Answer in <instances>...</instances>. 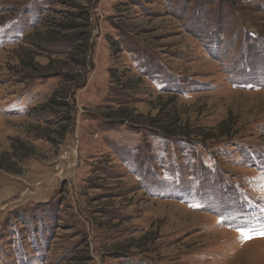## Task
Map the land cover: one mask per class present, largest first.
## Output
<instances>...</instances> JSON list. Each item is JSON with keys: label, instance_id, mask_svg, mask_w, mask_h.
<instances>
[{"label": "rangeland", "instance_id": "374dc122", "mask_svg": "<svg viewBox=\"0 0 264 264\" xmlns=\"http://www.w3.org/2000/svg\"><path fill=\"white\" fill-rule=\"evenodd\" d=\"M261 229L264 0H0V264H264Z\"/></svg>", "mask_w": 264, "mask_h": 264}, {"label": "trees", "instance_id": "16d2710c", "mask_svg": "<svg viewBox=\"0 0 264 264\" xmlns=\"http://www.w3.org/2000/svg\"><path fill=\"white\" fill-rule=\"evenodd\" d=\"M85 13V14H84ZM83 13V17H81V19H85L86 20V25H84L82 28L84 30H87V33H82L81 34V38L84 40V43L81 45V55H83V58H84V63L83 65H85V61H86V55L88 56V53H89V46H90V28L92 27L91 25V15H90V12L88 10H86L85 12ZM82 26V25H81ZM55 100V99H54Z\"/></svg>", "mask_w": 264, "mask_h": 264}, {"label": "snow or ice", "instance_id": "6c2138e0", "mask_svg": "<svg viewBox=\"0 0 264 264\" xmlns=\"http://www.w3.org/2000/svg\"><path fill=\"white\" fill-rule=\"evenodd\" d=\"M245 235V239H253V238H264V229L259 230L256 235H248V234H244Z\"/></svg>", "mask_w": 264, "mask_h": 264}]
</instances>
